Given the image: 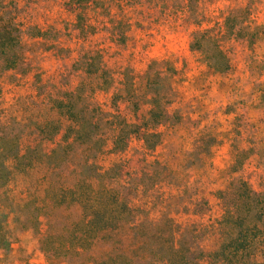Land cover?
<instances>
[{"label":"rangeland","instance_id":"rangeland-1","mask_svg":"<svg viewBox=\"0 0 264 264\" xmlns=\"http://www.w3.org/2000/svg\"><path fill=\"white\" fill-rule=\"evenodd\" d=\"M110 1L100 8L88 0H0V29L20 31L18 61L0 56V264H66L55 257V232L61 217L79 219L80 208L69 193L59 204L55 172L65 171L69 186L113 113L143 129L149 109L164 114L152 122L160 133L154 149L133 137L120 153L96 159L127 160L123 193L145 203L156 225L173 221L181 264H264V0ZM115 33L116 44L103 40ZM56 43L70 61L55 56ZM96 45L117 81L91 94L73 58ZM56 62L65 63L61 82L79 87L71 110L55 108ZM64 129H74L69 160L55 171ZM145 154L170 175L153 184ZM230 237L239 250L221 255ZM169 240L157 242L163 247L153 258L171 255Z\"/></svg>","mask_w":264,"mask_h":264},{"label":"trees","instance_id":"trees-1","mask_svg":"<svg viewBox=\"0 0 264 264\" xmlns=\"http://www.w3.org/2000/svg\"><path fill=\"white\" fill-rule=\"evenodd\" d=\"M124 1L112 0L110 2L115 5L114 7H117L123 6ZM130 1L127 0L125 4ZM134 1L136 2V0ZM141 2L142 0L137 1L138 4L142 5ZM102 3H104L103 0H88V3L86 2L90 5H100V8L103 6ZM139 14L141 16L142 12ZM18 30V28L16 30L12 28L0 29V35L6 37L0 42V56L8 57L13 65L18 61L16 53L12 52L13 47L18 45L20 41V37L17 35L20 32ZM38 32L41 35L44 30L38 29ZM105 38L110 40L111 44L117 43V33L113 36L105 35L103 40ZM55 56L64 61H70V56L66 54L60 44L55 47ZM79 57L73 58V62H78V67L76 66L78 73L87 79L89 93L92 94L95 89L99 88H97L98 83L108 84V80L111 85L110 89H112V83L116 82L117 79L105 66L108 62L105 60L104 49L96 45ZM64 64L59 62L55 64L58 74L55 79V108L71 110V97L79 87L73 79L61 82L60 75ZM133 93L129 95L130 99ZM159 114L155 115L149 109L148 116L143 120L145 127L141 129L137 123L127 121L121 115L113 113L111 117L116 119L110 122L111 126L107 128L108 130L105 129L104 133L101 131L95 141L89 142L85 148L83 147L84 154L76 163L78 166L72 170L74 181L69 186L64 185L66 178L65 180L62 178L65 176V171H56L61 168L63 162L69 160L70 155L67 153V148L69 147L68 144L71 145L70 136L72 132L74 133V129L73 131L64 129L61 134V143L55 144V158L57 159L55 161V173L61 177L55 182V192L58 190L63 198L59 201L60 205L66 202L65 194L69 193L71 202L78 204L80 208V216L79 219L72 222L65 221L61 217L62 222L66 224L64 223L55 232V257L63 259L66 264H181L185 262L186 259L183 258L181 249L174 248L171 242L172 236L177 237L173 221L166 218V224L156 225L151 222V219H147L149 211L145 209V203L140 202L136 205L123 193L121 188H129L130 178L123 176L125 172L123 169L127 160L119 158V161L112 165L103 166L96 159V156L103 152L120 153L129 145V141L133 137L142 142L143 150L154 149L160 139V133L153 127L152 122L156 121L155 118L164 117V114ZM61 128L62 125L60 127L57 125L55 137ZM76 135H79V131L76 132ZM145 156L146 154L141 159L147 163L144 174L149 175V178L152 177L151 179L155 178L153 184L160 176L162 180L170 175L171 172L158 159L152 157L149 160L148 156ZM236 219L237 217L233 218V221ZM165 227L167 229L163 230ZM168 238L170 239L169 250H171V255L166 257L167 253L163 254V250H161L160 257L156 254L157 258H153L154 249L163 247V243L157 242L161 239L168 241ZM237 240L235 237H230L227 241L229 242L227 247L221 245L219 249L221 255L226 251L237 253L239 249L233 245V242ZM173 249L177 251H173Z\"/></svg>","mask_w":264,"mask_h":264}]
</instances>
